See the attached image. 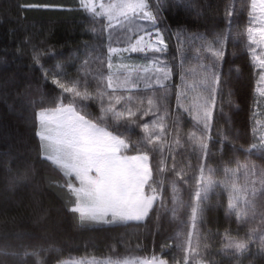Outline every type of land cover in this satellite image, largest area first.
<instances>
[{"label":"snow or ice","instance_id":"6c2138e0","mask_svg":"<svg viewBox=\"0 0 264 264\" xmlns=\"http://www.w3.org/2000/svg\"><path fill=\"white\" fill-rule=\"evenodd\" d=\"M78 3L82 10L95 17H106L107 21L100 32L102 41L107 43L106 56L100 62L106 64L108 75H101L95 85L83 77L58 70L60 65L45 68L43 61L49 56L55 57L56 50L28 40L24 42L30 45L28 54L32 63L29 66L39 68L43 80L48 82L50 79L59 90L52 101L54 107L41 108L36 114V135L41 158L67 178L61 187H66L75 198L68 210L78 214L82 224L112 225L144 221L150 213L157 211L159 201V207L170 212L172 220H178L181 225L190 223V230L176 235L178 243L175 247L181 250L183 256L179 261L173 257L174 264H203L198 259L201 256L198 249L201 242L207 239L201 231L204 204L209 193L219 189L217 195L227 193L226 214H234L236 223L247 228L243 237L233 236L231 229H226L221 251L237 264H242V258H264V165H258L249 158L257 150L264 155V136L247 148L242 144L232 146L235 153L245 156L243 162L239 158L221 160L222 168L220 165L213 168L206 162L216 155L209 147L210 141L213 147L228 142V137L220 131L215 136L209 135L214 128L217 96L223 100V85L228 83L221 72V66L226 62V46L232 43L235 47L236 41H239L264 68V26H253L257 11L264 25V0H251V10L247 12L250 21L246 29L232 30L235 12L226 4L224 18L228 30L206 33H191L183 25L173 33L163 15L165 0H108L107 3L104 0L99 3L97 0H78ZM176 3H183V0H176ZM204 15V11H196L197 18ZM145 24L150 27H145ZM117 29L121 31L117 32ZM173 35L178 41L184 36L191 45L190 51L195 50L198 71L185 69L186 59L181 61L179 72L174 63L162 59L168 51V40ZM121 44L123 47L113 46ZM257 48L261 50V56L257 55ZM131 53L143 54L146 62L113 63L114 57L131 59V56H125ZM17 55H20V50ZM176 75L179 76V84L171 83ZM258 83L264 85V72L260 74ZM141 87L144 89L142 95L131 94L133 89ZM259 91L264 95V87H260ZM170 94L174 96L177 109V113L171 116L167 103ZM93 105L97 108L96 112L92 111ZM185 114L196 129L186 135V150L196 155L197 164L189 163L185 169L176 171V161L173 160L174 166L166 169L165 163L174 151L173 145L185 147L181 143L183 134L179 127ZM145 117H151L150 121L145 122ZM135 129H139L142 135L134 141L126 133ZM157 154L160 159L153 163ZM233 164L235 167L231 166ZM154 168L157 174L174 172L194 195L184 200L177 181L173 180L172 206L167 208L160 187L164 181L154 180ZM221 171L223 179H216V174ZM28 180L26 172H17L9 181V189L26 185ZM189 209V220H181V211L187 213ZM257 217L259 226H255ZM3 223L15 224L16 218H6ZM13 235L22 240L27 233L18 231ZM171 247L162 246V255H153L150 259L106 261L104 264H169L164 256ZM203 247L206 251L209 245L204 244ZM0 254L18 255L15 252ZM39 255V251L29 252L27 248L23 251V256ZM61 264L85 262L63 261Z\"/></svg>","mask_w":264,"mask_h":264},{"label":"trees","instance_id":"16d2710c","mask_svg":"<svg viewBox=\"0 0 264 264\" xmlns=\"http://www.w3.org/2000/svg\"><path fill=\"white\" fill-rule=\"evenodd\" d=\"M226 4L235 12L232 30L246 29L251 0H183L179 4L176 0H165L163 15L173 33L180 25L191 33L228 30L224 18ZM197 10L204 11L205 15L197 18ZM105 23L106 18L90 17L81 9L78 0H0V252L18 253L15 256L0 254V264H55L71 253L104 256L157 252L162 255L160 249L164 245H172L165 259L174 262L173 257L179 261L183 256L181 250L175 247L178 243L176 235L190 230V223L181 225L178 220H172L171 213L159 207V201L157 211L150 213V217L144 221L112 225L82 224L79 215L68 210L75 198L66 187H61L67 178L40 156L36 114L41 108L54 107L52 101L59 90L51 84L50 79L48 82L43 80L39 68L29 66L32 63L28 54L30 45L24 42L28 40L32 44H42L50 50H56L55 57L49 56L43 61L45 68L60 65L58 70L83 77L95 85L103 72L101 66L104 71L106 68V64L100 62L106 56L107 43L100 37ZM104 36H107L106 32ZM236 45L234 47L229 43L226 46V62L221 66L222 77L228 83L223 85V100L217 96L214 128L209 131V135L215 136L220 131L228 137V142L223 146L216 144L215 147L209 142L211 151L216 155L206 162L213 168L218 165L222 168L221 160H245L244 155L234 152L233 145L242 144L247 148L251 143L259 142L255 120L257 113L264 111V103L257 88V65L246 47L239 41H236ZM190 48L184 36H181L180 41L175 35L168 40L166 54L170 64L176 65L177 72L180 70L181 58L187 61L185 69L198 64L196 52L194 49L190 51ZM18 50L20 55H17ZM233 52L236 55H232ZM125 56H131V59L114 57L113 63L146 62L138 53ZM171 83L179 84V76H174ZM143 91L141 87L131 94L142 95ZM167 103L170 116L175 115L177 109L173 95L170 94ZM92 111H97L95 105ZM144 119L149 122L151 117ZM179 127L183 134L181 143L185 147L173 145L174 151L165 163V168L171 169L175 160L176 171L185 169L189 163L197 164L196 155L186 150L185 144L187 133L196 130L193 122L185 114ZM126 135L135 141L142 133L135 129ZM257 151L249 158L258 165H264V155ZM159 159L157 154L153 163ZM231 166L235 167V164ZM17 172H26L28 183L10 190L9 181ZM215 178L223 179L222 171ZM154 180L164 181L160 187L167 208L172 206L173 180L177 181L184 200L194 195L174 172L157 174L154 168ZM219 191L210 192L204 204L201 231L207 239L201 242L198 249L201 256L198 259L203 264H237V261L221 251L222 236L226 229H231V235L243 237L247 228L236 223L234 214H226L227 193L217 195ZM10 217L16 218L15 224L3 223ZM189 217L190 209L187 213L181 211V220L188 221ZM256 223L259 226V220ZM18 231L27 235L18 240L13 235ZM204 244L209 245L206 251ZM25 248L29 252L39 251L40 255L23 256ZM242 264H264V258H242Z\"/></svg>","mask_w":264,"mask_h":264},{"label":"rangeland","instance_id":"374dc122","mask_svg":"<svg viewBox=\"0 0 264 264\" xmlns=\"http://www.w3.org/2000/svg\"><path fill=\"white\" fill-rule=\"evenodd\" d=\"M251 10V9H250ZM255 15H256V17H257V20H256V23H255V25H253L254 27H261V26H264V25H262V23H261V20L259 19V16H260V13H259V11H257L256 13H255ZM249 21H250V18H249ZM145 27H150L149 25H144ZM119 31H121L120 29H117V32H119ZM136 33H135V26H133V35H135ZM142 34V33H141ZM244 41H245V44L247 43V38H246V35H245V37H244ZM113 46H119V47H123V45L121 44V45H113ZM142 55V58H144L145 59V57H144V55L143 54H141ZM257 55L258 56H261V50L259 49V48H257ZM149 59L151 58L150 57V55H149V57H148ZM262 58H264V56H262ZM162 59H167L168 61H169V56L167 55V54H165L164 56H162ZM182 61V58L180 59V62ZM256 61V65H257V88H258V92H259V94H260V96H261V99H262V101H263V103H264V95H261V92L259 91V88L260 87H264V85H260L259 83H258V81H259V79H260V74L262 73V72H264V68H261L260 67V65H259V62L257 61V60H255ZM195 63V62H194ZM102 67L103 66H101V70L103 71L102 72V74H100L99 76H101V75H104V76H106V75H108V72H106V68H105V66H104V68H105V71L102 69ZM187 69H193V70H197L198 69V67H197V64L196 65H193L192 66V68H188L187 67ZM114 72L116 71V70H113ZM121 75H123V73H121ZM99 79V78H98ZM192 79L194 80L195 79V76H193L192 77ZM136 90H138V89H133L132 91H133V93L134 92H136ZM136 95V94H135ZM134 95V96H135ZM255 130H256V132H257V134H258V138L260 139V137L261 136H264V111H262V112H260V113H257V117H256V120H255ZM257 152H259V150L257 151ZM257 199L259 200L260 198L259 197H257ZM257 220H259V217H257ZM256 220V221H257ZM256 225H257V223H256ZM255 225V226H256Z\"/></svg>","mask_w":264,"mask_h":264},{"label":"water","instance_id":"95a60500","mask_svg":"<svg viewBox=\"0 0 264 264\" xmlns=\"http://www.w3.org/2000/svg\"><path fill=\"white\" fill-rule=\"evenodd\" d=\"M153 255L160 256L159 253L155 252L151 253H137L131 252L127 254H116V255H104V256H96V255H78L75 253H71L60 260H58L55 264H61L63 261H84L85 264L88 262H95V264H104L106 261H138L143 259H150ZM169 261V260H168ZM169 264H174V262L169 261Z\"/></svg>","mask_w":264,"mask_h":264},{"label":"crops","instance_id":"0c3cea01","mask_svg":"<svg viewBox=\"0 0 264 264\" xmlns=\"http://www.w3.org/2000/svg\"><path fill=\"white\" fill-rule=\"evenodd\" d=\"M100 0H97V3H99ZM105 3L108 2V0H104ZM87 14L90 16V17H93V15L90 13V12H87ZM103 18H106V17H103ZM107 34V33H106Z\"/></svg>","mask_w":264,"mask_h":264}]
</instances>
